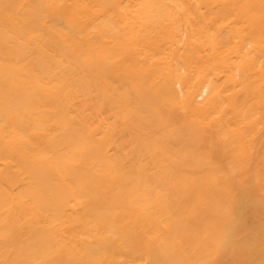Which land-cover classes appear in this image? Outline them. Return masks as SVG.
<instances>
[{
    "label": "bare ground",
    "instance_id": "1",
    "mask_svg": "<svg viewBox=\"0 0 264 264\" xmlns=\"http://www.w3.org/2000/svg\"><path fill=\"white\" fill-rule=\"evenodd\" d=\"M0 264H264V0H0Z\"/></svg>",
    "mask_w": 264,
    "mask_h": 264
}]
</instances>
